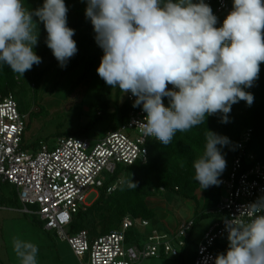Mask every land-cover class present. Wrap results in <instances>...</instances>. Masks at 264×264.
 <instances>
[{
    "label": "clouds",
    "instance_id": "obj_1",
    "mask_svg": "<svg viewBox=\"0 0 264 264\" xmlns=\"http://www.w3.org/2000/svg\"><path fill=\"white\" fill-rule=\"evenodd\" d=\"M67 14L65 0H44L34 11L23 0H0V68L24 77L42 63L34 51L39 28L33 17L43 23L47 47L66 67L78 51ZM85 16L103 50L97 74L110 88L136 98L133 107L146 113L138 122L145 138L168 146L178 132L204 125L207 117L219 115L227 124L234 104L253 103L245 89L264 63V0H233L220 27L205 0H87ZM204 137L203 151L192 162L202 190L219 185L227 165L222 149L231 143L207 129ZM122 184L137 188L131 178ZM225 230L228 248L215 264H264V195L227 218ZM12 249L19 264H38L33 242L14 238Z\"/></svg>",
    "mask_w": 264,
    "mask_h": 264
},
{
    "label": "built area",
    "instance_id": "obj_2",
    "mask_svg": "<svg viewBox=\"0 0 264 264\" xmlns=\"http://www.w3.org/2000/svg\"><path fill=\"white\" fill-rule=\"evenodd\" d=\"M216 3L214 15L218 17L216 26L220 27V20L230 12L229 0H216ZM128 98L131 102L136 99ZM145 116L138 107L129 113L124 124L102 138L61 137L53 148L41 143L30 151L25 146L26 114L20 111L15 95L0 96V185L14 186L22 205L21 213L39 218L45 230L66 242L81 263L142 264L161 256L177 258L178 247L187 246L185 242L193 231V220L165 233L152 229L143 241L131 243L128 233L150 228L149 221L128 216L120 229L96 239H91L87 231L70 232L74 217L97 200L88 202L94 188L107 189L111 194L122 184L123 179H118L107 186L105 174L113 179L119 167L148 163V145L158 140L143 136L138 122ZM251 138L249 129L241 136L230 167L219 177L222 195L213 212L218 218L198 242L193 264H215V244L228 242L225 220L239 215L245 205L264 195V163L255 162L249 153Z\"/></svg>",
    "mask_w": 264,
    "mask_h": 264
},
{
    "label": "trees",
    "instance_id": "obj_3",
    "mask_svg": "<svg viewBox=\"0 0 264 264\" xmlns=\"http://www.w3.org/2000/svg\"><path fill=\"white\" fill-rule=\"evenodd\" d=\"M205 2L215 13L216 0H205ZM23 3L29 11H34L42 7L44 0H23ZM65 4L68 7V26L75 30L73 39L77 44V53L68 61L66 67L61 68L45 43L47 33L43 23L33 17L39 28L38 45L34 47V51L42 58V63L33 65L24 77H18L6 65L0 68V96L15 95V90L26 84L37 91L45 77L55 70L62 73L84 67V73L78 84L88 77L101 82L92 104L93 119L83 129L69 133L65 138H87L93 127L107 119L113 120L112 129L116 130L127 121L129 113L137 110L138 107H133V102L129 100L128 97L132 96L130 92L124 94L118 88H110L97 74L103 50L95 42L93 26L85 16L87 0H65ZM232 5L233 0H229L230 11ZM226 16L227 14L222 17L220 24ZM245 90L253 94L254 101L250 106L245 101L234 104L229 113V123H221L219 115L209 116L204 125L193 128L187 133L178 132L168 146L159 141L150 142L148 163L146 165L137 163L134 166L125 167L127 173L124 179L131 178L137 182V188L129 189L125 184H121L111 194L104 189L100 197L85 212H80L74 217L70 227L71 234L87 231L91 239H96L120 229L123 220L128 216L149 221L150 227L161 233L168 232L167 227L158 218L157 211L148 204L149 199L163 197V195L175 196L185 203L193 204L197 214L196 220L210 217L217 219L218 215L213 212L220 202L222 189L220 185H217L202 190L193 178L192 162L203 151L204 134L207 129L229 138L231 143L222 149L227 162L225 169L229 168L237 154L236 148L241 136L251 129L252 138L247 149L255 157V162L264 163V63L260 65L259 78L251 88ZM164 104L168 106V98L164 99ZM181 162L184 163L183 168L180 166ZM6 201L1 190L0 205L7 206ZM16 201H19L18 196ZM196 220H193V230L196 227ZM41 224L45 229L44 223L41 222ZM191 233L186 238L187 246ZM127 238L131 243L143 241L145 236L137 230H131ZM227 248L228 242L217 241L213 252L217 257L218 254L225 253Z\"/></svg>",
    "mask_w": 264,
    "mask_h": 264
},
{
    "label": "rangeland",
    "instance_id": "obj_4",
    "mask_svg": "<svg viewBox=\"0 0 264 264\" xmlns=\"http://www.w3.org/2000/svg\"><path fill=\"white\" fill-rule=\"evenodd\" d=\"M84 73V67L75 71L60 73L55 70L43 80L36 91L29 84L19 86L15 96L20 111L26 114L27 130L25 146L33 151L39 145L46 144L53 148L57 140L83 129L93 119L92 104L101 82L88 77L78 84ZM113 120L107 119L98 123L91 130L87 139L102 138L112 130ZM127 169L119 167L116 177L111 181L106 174L104 178L111 182L126 177ZM105 179V180H106ZM6 197V208L0 209V264H19L13 253L14 238L31 241L38 246V264H88L81 263L74 255L70 246L58 239L55 233L46 231L39 218L34 215L21 213L22 205L17 200V190L9 184H1L0 191ZM102 191L94 188L88 202L98 199ZM148 204L158 213V218L169 230H176L187 220H196V209L191 203H185L175 196L163 195L149 199ZM216 222V218L196 220V227L191 233L188 246L179 248L180 257L161 256L150 258L142 264H193L197 256L198 242L206 231ZM140 234L147 236L152 228L137 229Z\"/></svg>",
    "mask_w": 264,
    "mask_h": 264
},
{
    "label": "crops",
    "instance_id": "obj_5",
    "mask_svg": "<svg viewBox=\"0 0 264 264\" xmlns=\"http://www.w3.org/2000/svg\"><path fill=\"white\" fill-rule=\"evenodd\" d=\"M2 208H6V206H1L0 205V209H2ZM162 223H164V222H162ZM181 225V224H180ZM167 227V226H166ZM167 229L169 230V228L167 227Z\"/></svg>",
    "mask_w": 264,
    "mask_h": 264
}]
</instances>
